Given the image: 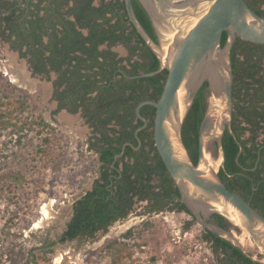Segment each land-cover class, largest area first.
<instances>
[{"label": "flooded vegetation", "instance_id": "1", "mask_svg": "<svg viewBox=\"0 0 264 264\" xmlns=\"http://www.w3.org/2000/svg\"><path fill=\"white\" fill-rule=\"evenodd\" d=\"M57 1L58 0H56V2L54 0H0V46H2L3 49L9 55H11L10 60H12L13 64L20 67L21 69L17 74H15L20 80V84L15 81L13 83H16L19 87L23 86L24 88L31 90L32 93L36 94L35 97H37L40 92L42 94L41 101H44L45 105L48 107L45 110L46 116L57 122V125L54 126V130H58L56 127L59 126V119L62 118L67 120L70 128H73V130L79 134L85 135L84 139L82 140L84 143L83 147L81 148L78 143H76L77 147L75 146L73 149H78L81 151V153L92 154L94 156V162L96 164L94 169L95 175L91 178V182L89 184L87 183L82 193L78 194L73 200L71 205L72 213L65 225L64 230L62 231V234L66 230L67 224L74 216V208L77 201L87 191L92 190L96 180L101 183L106 182V173L104 174L105 171L108 173L107 178H113L116 176L115 179H112L113 182L117 179H121L126 169L130 175V178L133 179L135 174L131 167L132 164L137 166L139 163L142 164L144 162L147 167L146 169L144 168L146 172L142 171L143 180L141 183L137 182L134 188L129 191L128 195H126L127 199L124 206L127 208V211L125 215L117 216L111 221V223L108 224L106 230H98L93 237H95L97 233L109 232L111 227H118L122 224L129 225V223L132 221L131 216L134 214L141 216V219L146 215L156 214L158 212L173 214L174 216L183 219L182 227L184 229H194L195 232H199L198 234L200 239L204 240L211 248L209 257L211 261L215 262V264H235L232 259L228 258L229 256H227L224 252H216L213 250V240H206L202 237L203 234H207L211 231L199 223L195 213L192 212L186 203L181 199L179 190L175 189L176 185L168 173L157 149H155L156 146L153 138V121L155 110L153 114L147 115L145 113H141L139 109L140 115L146 119L145 122L136 113L135 107L132 121L130 124H126L124 126L120 124L116 117V115H120L123 112L122 109H109L105 105L107 97L109 98L111 95L116 94L113 91H110L109 93V91H106L105 89L106 79H104V73L107 72L106 68H108V70L111 69V80L116 83L117 81L121 80V76H125V79L123 80L136 78L132 77L136 74L131 75L128 74V72L132 68V64H134L136 61H143L139 55L138 49L134 50V46L138 44L137 36L140 35L129 21L124 0H91V4L95 7H107L116 4L119 5L123 2L124 9L122 7L116 8L113 13L105 12V16L110 18V24H117L119 20H122L124 23V28L115 29L113 31V35H119L123 33V35H131V39L127 42L120 39L114 41L104 39L99 41L96 44V49L101 52L110 51L111 53H114L116 62L112 64L111 68L109 66L107 67V65H104L101 68L95 66L92 70H90L89 68L83 66L78 71L76 69V61L73 59V56L76 53L79 54L80 52L79 49H75L74 47V37L77 34V42H83L85 45L89 46L91 45V40H89L88 37L94 35L96 31L91 30L85 25H80L76 21V17L70 11V8L74 5V0H66L61 4L59 9L64 12V15L67 19L74 21L75 27V31L71 30V32L66 34L67 31L63 28H60L56 20L58 17L56 10V8L58 9ZM13 8L15 9V13L13 17L7 21L5 17L10 16V11ZM124 12L126 13L124 14ZM113 14L115 16H112ZM36 16L41 19L37 21V29L33 28L32 24L30 25L28 22V20L35 19ZM105 28H108L107 25H105ZM108 33L110 34L111 30H97L96 35L106 37ZM33 35L38 36L39 39L38 41H34L32 43L31 37ZM53 37L54 40L51 39ZM55 42H57V51L68 52V58L66 61L59 63L57 60L58 55L56 54H54V59L47 60V58H52L51 50L54 48ZM63 42L65 43L64 46L62 44ZM140 43L141 42H139V44ZM37 51L42 52V55L38 54ZM239 57L243 58L242 54H240ZM253 58L255 60L254 63L257 66V72L255 76L257 78L260 77V79L264 81V56L260 58ZM0 62L3 63L1 60ZM3 65L5 64L3 63ZM57 65H59L58 68ZM81 73L82 75L92 74L88 76V80L93 81L94 83L91 87H85V85L88 84V80L86 78L87 76L81 75L80 77L79 74ZM5 75L10 77L8 71L5 73ZM10 79H12V77ZM250 79L251 78H247V81ZM257 85L258 83L254 81L253 83H248V91L253 92L254 87ZM33 86H35V88ZM234 90L235 84L233 75L232 117L237 101V99L233 96ZM245 90V88H242L240 92L244 94ZM207 92L208 84L206 87V95ZM126 94H128V92ZM111 113H114L115 117L113 115V117L106 119ZM138 118L142 121V123L138 124ZM140 130H144V132L139 134ZM226 130L228 129L226 128L224 130L223 135ZM104 132L107 133L109 137L117 139L110 146V151H114L110 162H106L105 159L101 157L104 153V148L107 147L106 143L104 142ZM257 133L260 140L264 139V122H261V127L257 129ZM122 134L125 136L122 137ZM223 135L221 141L223 140ZM250 135L251 132L249 130H245L241 137L245 138L249 137ZM259 143L260 142L257 144ZM153 145L155 148H153ZM215 148L217 149V143L215 144ZM259 148L257 150L258 153ZM76 153L78 152L76 151ZM138 156H141V158L139 159ZM258 159L259 156L257 157L256 161H258ZM136 161H139L138 164ZM234 161L236 165H240L244 169H248L239 163V156L238 162L236 161V154ZM107 165L109 168H107ZM126 165L131 166L126 168ZM141 166L143 167V165ZM216 169L217 174L225 183V185H230L231 181H234L235 172L229 173L225 167V150L223 164L218 165ZM251 169H256V165ZM147 171L149 173H147ZM117 186L118 184L113 185L112 192H114ZM165 190H168L169 195L162 198H157V194ZM236 192L238 193V191ZM199 213L208 223L221 226L219 223V221H221L223 224L222 227L225 228H228L230 225L229 221L222 215V219L219 218V213L207 212L205 214L202 210H199ZM77 237H84V235H78L75 238ZM87 238H89V236H87ZM65 240L72 239L67 238ZM243 253L253 260V262L263 263L260 258L252 257L245 252Z\"/></svg>", "mask_w": 264, "mask_h": 264}, {"label": "rangeland", "instance_id": "2", "mask_svg": "<svg viewBox=\"0 0 264 264\" xmlns=\"http://www.w3.org/2000/svg\"><path fill=\"white\" fill-rule=\"evenodd\" d=\"M10 57L0 46V60L7 65L0 62V264H215L199 232L184 229L183 219L173 214L158 212L142 219L134 214L129 225L111 227L107 233L60 240L73 200L95 175L94 156L73 149L76 143L83 147L85 135L62 118L54 132L59 139L51 147L43 144L49 128H42L40 119L49 127L57 122L46 116L40 92L35 97L10 79L21 70ZM209 161L218 167L214 155ZM128 228L131 235L121 239L127 249L114 263L104 246ZM228 228L243 250L261 259L243 229Z\"/></svg>", "mask_w": 264, "mask_h": 264}, {"label": "water", "instance_id": "3", "mask_svg": "<svg viewBox=\"0 0 264 264\" xmlns=\"http://www.w3.org/2000/svg\"><path fill=\"white\" fill-rule=\"evenodd\" d=\"M124 2L129 21L159 61L156 70L132 77L167 70L159 98L141 101L136 113L146 122L140 107L146 103L155 107L154 143L181 199L206 229L250 255L229 228L206 222L199 210L219 213L231 226L243 229L264 263V215L229 189L209 161L214 155L219 165L223 164L221 139L227 128L239 147L238 162L242 145L231 129V48L237 36L264 44V16L245 0H138L155 31V41L136 17L132 0ZM223 32L226 39L222 44ZM205 81L208 92L198 132L197 160L193 162L182 139V124Z\"/></svg>", "mask_w": 264, "mask_h": 264}, {"label": "trees", "instance_id": "4", "mask_svg": "<svg viewBox=\"0 0 264 264\" xmlns=\"http://www.w3.org/2000/svg\"><path fill=\"white\" fill-rule=\"evenodd\" d=\"M56 2V0H54ZM66 0L57 1V23L60 28H63L67 31L66 34L75 31L74 21H71L66 18L64 12H62L59 7ZM248 5L256 11L258 14L264 16V0H245ZM124 9V3L111 5L107 7H95L91 4V0H74V5L70 8L71 13L76 17V21L80 25H85L91 30H111V33L106 35V37L96 35L89 36L88 39L91 40V45H85L83 42H77V34L74 37L75 40V49H79V54H75L73 59L76 61V69L80 70L81 67L85 66L90 70L93 67L98 66L99 68L104 65L112 67V64L115 61L114 53L110 51H98L96 49V44L104 39H109L111 41L120 39L125 42L131 39V35H113V31L117 28L123 29L124 23L122 20H119L114 24H110V18L105 16V12H111L116 8ZM133 7L135 14L139 21L142 23L147 32L151 37L157 41V36L154 33L153 27L150 23V20L142 8L141 4L137 0H133ZM55 10V11H56ZM15 9H11L10 16L5 17L7 21L13 17ZM126 12H124L125 14ZM112 16H115L114 14ZM122 17V16H121ZM120 18V17H119ZM100 19V20H98ZM41 20L36 16L33 20H28L29 24L33 28L37 29V21ZM36 21V22H35ZM40 25V24H39ZM107 25L108 28H105ZM76 33V32H75ZM32 43L38 41L39 37L33 35L31 37ZM54 40V37L51 38ZM63 39V37H62ZM138 44L134 46V50L138 49L140 57L143 61H136L132 64V68L129 70L128 74H141L150 71H154L159 67V61L156 55L145 45L143 39L140 36H137ZM226 39V33L223 32L221 43L223 44ZM94 40V41H93ZM58 42V41H57ZM57 42L54 43V48L51 50L52 58H47V60L54 59V54L58 55V62H64L68 58V52L57 51ZM139 42L141 43L139 44ZM63 46L65 43H62ZM57 52H56V51ZM55 51V52H54ZM38 54L42 55V52L37 51ZM242 54L243 58H240L239 55ZM264 56V44L254 43L247 40H244L237 36L233 43L231 49V61H232V70L234 75V84L235 90L233 96L237 99L236 105L233 111L232 117V130L234 131L236 138L242 144L243 148L239 155V163L247 167L244 169L240 165L235 164V154L238 150V144L236 143L233 136L229 133L228 130L225 131L223 135V147L225 150V167L227 172L234 173V181H231V184L226 186L233 190L238 191L241 196L249 202V204L258 210L264 215V139L258 138L257 129L261 127V122H264V81L260 77H256L257 66L254 63L255 60L253 57L260 58ZM58 63V64H59ZM54 67V64H53ZM59 65H57V68ZM104 73V79H106L105 89L106 91H113L114 95L107 97L105 105L109 109H122L120 115H116L120 124L126 125L130 124L132 118L134 117V110L136 105L144 99H158L164 80L167 75V70L162 69L161 71L147 76H138L136 78H131L128 80L125 79V76H121V80L114 83L111 80V69ZM97 73V72H96ZM98 74V73H97ZM82 73L79 74L81 77ZM92 74H84L82 76H88ZM247 78H251L247 81ZM256 82L258 85L254 87L253 92L248 91V83ZM93 81L88 80V84L85 87H91ZM206 87L207 81H205L200 88L198 89L192 105L186 114L183 124H182V139L188 152L194 162L197 159V147H198V132L200 123L202 121L204 110H205V96H206ZM242 88H245L244 94L240 92ZM128 92V94H126ZM20 110L24 106L23 102H20ZM155 108L151 104H144L140 108L141 113L147 115L153 114ZM116 111V110H115ZM115 117L114 113H111L107 116L106 119ZM243 122V123H242ZM42 128H49V132L45 134L42 138V142L45 146L51 147V144L55 143L59 139L56 135L54 127L50 126L44 122L43 119L39 121ZM142 121L138 118V124ZM245 130H249L251 135L249 137L242 138V134ZM144 132L140 130L139 134ZM147 135V134H145ZM144 135V136H145ZM125 136L122 134V137ZM104 142L106 146L104 148V153L101 157L105 159L106 162H110L113 157V152L110 151V146L117 139L111 138L107 133H103ZM120 139V137H119ZM152 141V140H151ZM260 142L259 144H257ZM262 145V146H261ZM53 146V145H52ZM260 147V148H259ZM153 148L155 146L153 145ZM259 148V153L257 152ZM156 149V148H155ZM105 154V155H104ZM259 156L258 161H256ZM140 159L141 156H138ZM139 161H136L138 164ZM143 165V167L141 166ZM256 165V169H251ZM131 166V165H130ZM126 165V168L130 167ZM132 169L135 174L133 179L130 178L129 173L125 170L121 179L112 181L113 178H107L108 173L105 171L106 182L95 181L92 190L87 191L76 203L74 208V216L67 224L66 230L63 232L60 240L73 239L78 235H84V237H93L98 230H106L109 223L114 220L117 216L125 215L127 208H125L126 195L131 191L135 184L141 183L142 171L146 172V164L134 166L132 164ZM163 167V165H162ZM107 168L109 166L107 165ZM145 168V169H144ZM147 173H149L147 171ZM118 184L117 188L112 192L113 185ZM177 190V188L175 187ZM146 194V193H145ZM168 190H165L157 194V198H162L168 196ZM219 218L222 219L221 215ZM220 225L223 226L222 222L219 221ZM132 231L129 228L127 231L122 233L120 236L113 238L111 241L107 242L104 248H106L111 256L112 262L116 263L122 252L127 249V244L121 239H125L131 235ZM206 240H213V250L216 252H224L228 258L232 259L235 264H264L261 262H253L248 256H246L241 249L231 244L229 241L223 239L222 237L208 232L202 236Z\"/></svg>", "mask_w": 264, "mask_h": 264}, {"label": "bare ground", "instance_id": "5", "mask_svg": "<svg viewBox=\"0 0 264 264\" xmlns=\"http://www.w3.org/2000/svg\"><path fill=\"white\" fill-rule=\"evenodd\" d=\"M3 69H5V68H3ZM12 77V80L13 81H15V82H17V77L16 76H11ZM46 208V207H45ZM44 211H45V214L47 215L48 214V212L44 209ZM44 214V215H45Z\"/></svg>", "mask_w": 264, "mask_h": 264}, {"label": "built area", "instance_id": "6", "mask_svg": "<svg viewBox=\"0 0 264 264\" xmlns=\"http://www.w3.org/2000/svg\"><path fill=\"white\" fill-rule=\"evenodd\" d=\"M203 243H205V244H206V242H205V241H203ZM205 260H207V258H205Z\"/></svg>", "mask_w": 264, "mask_h": 264}]
</instances>
